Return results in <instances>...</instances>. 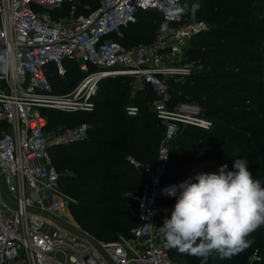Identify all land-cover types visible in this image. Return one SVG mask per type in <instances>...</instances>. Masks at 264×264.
I'll list each match as a JSON object with an SVG mask.
<instances>
[{
	"label": "built area",
	"instance_id": "built-area-1",
	"mask_svg": "<svg viewBox=\"0 0 264 264\" xmlns=\"http://www.w3.org/2000/svg\"><path fill=\"white\" fill-rule=\"evenodd\" d=\"M77 1L0 0V55L10 61L8 71H0V264H177L159 231V202L175 197L166 189L194 181H171L170 145L182 129L210 130L212 123L197 103H173L169 79L181 82L201 69L200 62L183 61L190 42L209 24L184 23L183 16L166 21L160 5L167 0H102L88 15L52 17L66 2ZM143 12H158L168 30H159L150 43L127 48L122 43L126 31ZM66 59L76 61L84 77L58 95L49 65L65 77ZM118 76L133 77L153 90L154 112L165 132L158 161L145 167L146 181L134 198L139 225L129 238L93 237L94 243L62 226L61 214L72 199L60 187L51 156L54 145L86 139L89 126L50 134L43 110L87 112L100 83Z\"/></svg>",
	"mask_w": 264,
	"mask_h": 264
},
{
	"label": "trees",
	"instance_id": "trees-1",
	"mask_svg": "<svg viewBox=\"0 0 264 264\" xmlns=\"http://www.w3.org/2000/svg\"><path fill=\"white\" fill-rule=\"evenodd\" d=\"M76 3L84 7L77 15H88L93 10L85 11L97 6L93 0ZM194 3L200 5L195 18L206 21L211 27L196 36L187 51L191 61L200 62L201 69L196 68L188 81L169 79V86L173 103H197L214 126L210 130L193 126L182 129L178 136L187 131V141L178 144L177 149L183 154L173 155L172 162L188 159L198 145L212 162L227 165V171L235 170V160L247 161L253 179L264 187V0L179 2L189 8ZM72 4L66 2L61 9L51 12L52 17H70ZM191 19L190 13L183 15L184 23L192 22ZM162 23L165 21L158 12L140 13L122 43L127 48L150 43ZM142 39L145 42L138 41ZM64 67L66 75L61 77L55 65H49V79L58 95L70 92L84 77L76 61L66 59ZM117 79L107 78L100 83L106 98L101 100L111 104L114 88L118 87ZM122 93V98L112 105V112L103 121L98 120L100 117L92 119L93 114L85 111L43 110L48 119L47 131L51 134L92 125L89 137L68 145H54L51 156L60 174V185L75 203L72 209L75 216L89 214L82 220L80 217L81 225L90 230L92 237L102 241L114 233L131 237L130 231L139 225L134 209L136 201L125 198L124 191L141 193L146 181L144 169L157 163L165 132L162 121L156 114L144 113V107L137 116H129L124 110L123 98L128 95V88ZM1 129L4 127L0 123ZM128 158L134 159L140 167ZM178 197L159 202L163 209L159 217L161 227L165 219L171 218ZM120 205L128 207L121 209ZM247 239L251 244L242 252L231 258H222L220 253L213 252L207 264H264V225ZM170 254L177 264H199L202 258L179 253L175 248H171Z\"/></svg>",
	"mask_w": 264,
	"mask_h": 264
},
{
	"label": "clouds",
	"instance_id": "clouds-1",
	"mask_svg": "<svg viewBox=\"0 0 264 264\" xmlns=\"http://www.w3.org/2000/svg\"><path fill=\"white\" fill-rule=\"evenodd\" d=\"M200 5L181 6L177 0H167L160 10L166 21H174L185 14L195 18ZM162 23L160 30H168ZM10 61L0 55V71H8ZM233 171L222 165L219 174L200 173L197 182L185 181L166 189L167 195L179 197L171 213L159 231L165 247L179 253L207 258L213 252L222 258H231L248 248L250 233L264 225V187L253 179L248 162L237 159Z\"/></svg>",
	"mask_w": 264,
	"mask_h": 264
},
{
	"label": "rangeland",
	"instance_id": "rangeland-1",
	"mask_svg": "<svg viewBox=\"0 0 264 264\" xmlns=\"http://www.w3.org/2000/svg\"><path fill=\"white\" fill-rule=\"evenodd\" d=\"M101 1L102 0H93V2H97V6L96 7H90L85 12H91L92 10L94 11L98 7V5L101 3ZM83 9H84V7L82 6V3H74L71 6L70 14H71V16L73 14L77 15V12H79ZM190 21H203V20H198L197 18H192ZM210 28L211 27L209 26V30H210ZM138 41L145 42V40H143V39L138 40ZM187 51H188V49H187ZM262 53H263V57H264V51H262ZM183 62L184 63H193V62H198V61H191L188 57V52H186L185 59ZM191 75H192V73L189 76H191ZM188 77L183 78V80L185 79L184 81H188ZM117 78L118 79L116 81V85L118 87L114 88V92L112 93L113 98H111V101H112L111 104L107 100L106 101L101 100L102 98L106 99L103 96L104 95V89L102 87H100V89H98V92L93 99V107L89 111H87L88 113L93 114L92 119H96V118L100 117L98 120L103 121L104 118L112 112V109H111L112 105H114L117 102V100L122 98V96L124 95L122 93L124 91V88H128V90H129L128 95L125 94V96L123 97L124 98V110L126 111V113L129 116H137L138 113L142 111V107H144V109H145L144 113L150 112L151 114H155L153 107H154V103L156 101V97L148 89V87L143 86V84L141 82L137 81L133 77L118 76ZM171 79H177V77L171 78ZM183 80H181V82ZM209 120L212 123V127H211V129H212L214 126V122L212 119H209ZM87 126H89L87 129V137H89L88 132H89V129L91 128L92 125L88 124ZM102 127H106V126H102ZM189 130H193V129H189ZM2 132H3V129L0 130V138H1ZM187 133L188 132L185 131L183 134L179 135L170 145V173H171L170 176H171V181H173V182L181 181L182 182L186 178L189 177V179H192L195 183L197 181L194 178L197 174H200V173L219 174V169L223 164L220 162H216V163L212 162V160L209 159L208 154L205 151L200 150L198 148L199 147L198 145H196L194 147V151H196L194 153V155H191L188 159H186L182 162H176V161L172 162L173 155L182 156L183 153L181 151H179L177 148H178L179 143L184 142L187 139V137H186ZM51 137H53V135ZM199 145H200V143H199ZM128 160H129V158H128ZM132 160H134V159H132ZM138 167H140V164ZM227 170H228V167H227ZM60 187L64 191L63 187L62 186H60ZM64 193H65V191H64ZM66 194L67 193H65V195ZM136 195H137V192H135V191H132V190H125L124 191V197L125 198L130 197V199H132V201H135L134 198ZM74 206H75V203L73 201H69L68 204L66 205L65 209L63 210L62 214H61V219L63 220V222L74 225V226L84 230L88 234H90V230L84 229L81 225V220L83 218L87 217L89 214L80 216L81 217V220H80V217L77 218L75 216L73 210H72ZM119 207L121 209H126L128 206L120 205ZM134 209H136V208H134ZM132 231L133 230L130 231L131 234H132ZM121 238H129V236L126 234H115L114 233V234H109L107 237L103 238V240L112 242V241H118ZM176 259H178V257H176ZM203 261H204V257L201 258V261L199 264H201ZM208 261H209V258L206 262H204V264H207Z\"/></svg>",
	"mask_w": 264,
	"mask_h": 264
},
{
	"label": "water",
	"instance_id": "water-1",
	"mask_svg": "<svg viewBox=\"0 0 264 264\" xmlns=\"http://www.w3.org/2000/svg\"><path fill=\"white\" fill-rule=\"evenodd\" d=\"M62 226H63L64 229H66V230H68V231H70L72 233L78 234V235H80V236H82L84 238H87L88 240L96 243L95 239L90 234L85 232L84 230H82V229H80V228H78V227H76L74 225H71L69 223H63Z\"/></svg>",
	"mask_w": 264,
	"mask_h": 264
}]
</instances>
